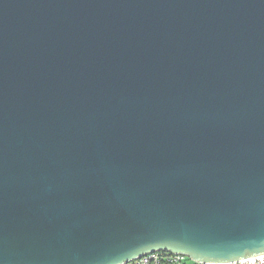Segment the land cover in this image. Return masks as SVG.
Returning a JSON list of instances; mask_svg holds the SVG:
<instances>
[{"label": "water", "instance_id": "water-1", "mask_svg": "<svg viewBox=\"0 0 264 264\" xmlns=\"http://www.w3.org/2000/svg\"><path fill=\"white\" fill-rule=\"evenodd\" d=\"M264 253V0H0V264Z\"/></svg>", "mask_w": 264, "mask_h": 264}, {"label": "built area", "instance_id": "built-area-1", "mask_svg": "<svg viewBox=\"0 0 264 264\" xmlns=\"http://www.w3.org/2000/svg\"><path fill=\"white\" fill-rule=\"evenodd\" d=\"M264 264V253L227 262L197 261L186 254L157 250L131 259L123 264Z\"/></svg>", "mask_w": 264, "mask_h": 264}, {"label": "snow or ice", "instance_id": "snow-or-ice-1", "mask_svg": "<svg viewBox=\"0 0 264 264\" xmlns=\"http://www.w3.org/2000/svg\"><path fill=\"white\" fill-rule=\"evenodd\" d=\"M190 264H191V262H190Z\"/></svg>", "mask_w": 264, "mask_h": 264}]
</instances>
